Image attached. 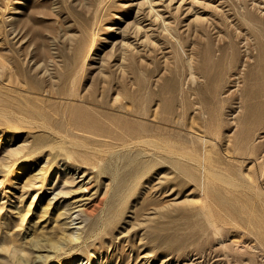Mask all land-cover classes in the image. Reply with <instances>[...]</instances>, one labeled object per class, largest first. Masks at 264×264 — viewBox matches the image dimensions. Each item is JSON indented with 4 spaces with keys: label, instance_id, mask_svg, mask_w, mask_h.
Segmentation results:
<instances>
[{
    "label": "rangeland",
    "instance_id": "374dc122",
    "mask_svg": "<svg viewBox=\"0 0 264 264\" xmlns=\"http://www.w3.org/2000/svg\"><path fill=\"white\" fill-rule=\"evenodd\" d=\"M73 80L161 134L83 148ZM0 264H264V0H0Z\"/></svg>",
    "mask_w": 264,
    "mask_h": 264
},
{
    "label": "bare ground",
    "instance_id": "6f19581e",
    "mask_svg": "<svg viewBox=\"0 0 264 264\" xmlns=\"http://www.w3.org/2000/svg\"><path fill=\"white\" fill-rule=\"evenodd\" d=\"M125 59H126L125 54H123L122 60ZM190 62H192V60H190ZM191 69L194 70V66L191 67ZM120 71L122 73L125 72V68L122 65L120 66ZM191 76H192V82L195 83L196 77L194 73H192ZM106 88H107V92L113 91L111 87L107 86ZM106 88H103V91L101 93L102 96ZM93 91H94V85L91 86V88L88 90V97L82 96L80 93H75L76 91L73 80L71 82V92H72L71 95L76 97L77 100H79L80 102H83L85 107L87 108L90 107L93 111L88 109L87 110L79 109L76 112L72 113L71 115L66 114L65 117H63L59 121L60 125H62L63 134L67 137L81 138L82 142L84 143V145L82 146L83 148H86V146L88 145L87 143L97 142L101 144V146H104L105 148L112 149L113 146H115V144L113 143L115 141H119L122 145H126V146L135 145L137 148H139V144L142 143L145 144L147 140L151 141L157 138V136L161 134V131H148L142 125H139L134 128L132 122L122 120L120 117L125 118L124 115L136 117L139 118L140 120H145L146 117L145 108L139 110V108L136 106L134 107L129 106L127 104L128 103L127 99L122 96L117 95L113 99L112 106L110 109L117 108V112L120 114V116L116 120L115 119L111 120L108 115L102 114L96 108L102 106L107 107L109 105L108 100H106L105 103L103 100L99 101V104L95 103L92 99ZM131 91L132 93L133 92L135 93L136 88H133ZM105 95H106L105 96L106 99L110 96V95L108 96L107 93ZM105 132L106 134H104ZM191 134L192 133L189 134V137H191ZM199 140L202 146L204 147L205 151H206V146L208 144H213L206 137H201ZM165 142L169 143L170 141H165ZM139 150L140 149H136L133 153L135 155H133L131 154L132 153V149H131V151H129L130 152L129 155H124V157L126 156L125 159H129V162H133L134 160H137L136 157H139L138 155L145 154L143 153V150L141 151ZM90 155L94 156L93 154ZM110 156L113 157V159L111 160H113L115 164H117L119 159H121L118 152H111ZM113 179H115V176H113ZM201 210L203 214H205L206 216L210 213L206 206L202 207ZM210 226H212L215 229V227L212 224V221L210 223ZM53 245H56V243H54Z\"/></svg>",
    "mask_w": 264,
    "mask_h": 264
}]
</instances>
